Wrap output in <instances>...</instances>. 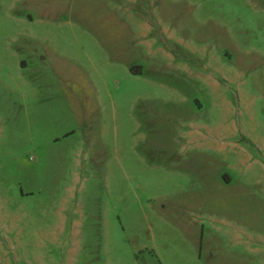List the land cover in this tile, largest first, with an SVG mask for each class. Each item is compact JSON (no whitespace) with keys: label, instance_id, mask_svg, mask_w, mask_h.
<instances>
[{"label":"rangeland","instance_id":"1","mask_svg":"<svg viewBox=\"0 0 264 264\" xmlns=\"http://www.w3.org/2000/svg\"><path fill=\"white\" fill-rule=\"evenodd\" d=\"M0 264H264V0H0Z\"/></svg>","mask_w":264,"mask_h":264}]
</instances>
